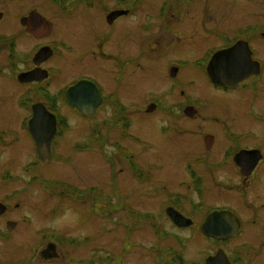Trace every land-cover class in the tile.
<instances>
[{
    "label": "flooded vegetation",
    "instance_id": "af4514ba",
    "mask_svg": "<svg viewBox=\"0 0 264 264\" xmlns=\"http://www.w3.org/2000/svg\"><path fill=\"white\" fill-rule=\"evenodd\" d=\"M157 1L153 8L151 0H0V202L7 206L0 210V241L11 240L20 227L16 210L26 205L34 186L77 202V195L84 194L87 203L97 197L101 209L113 191L118 210L126 208L133 217L146 213L144 222L159 230L177 227L167 213L173 207L194 219L191 226L200 223L199 214L229 209L241 222L236 237L247 228L264 231V0ZM184 42L194 48L191 56L170 53ZM219 52L225 56L209 71ZM149 63L163 66L162 90L127 97L125 85ZM194 74L210 81L218 97L189 95ZM236 98L248 104H230ZM35 110L36 137L30 128ZM238 116L243 126L233 128ZM75 117L91 122L78 127ZM143 127L152 136L144 153L121 139L144 142L136 134ZM114 130L120 137L108 152L107 133ZM194 131L204 151L179 162L170 158L168 165L163 153L171 138H166L180 141ZM37 139L51 142L46 160L38 154ZM93 139H100L96 147ZM94 148L99 165L91 159ZM243 151L254 156L243 160L238 157ZM45 165L67 176L45 174ZM75 168L94 178L79 181ZM220 193L224 203L206 202ZM18 198L23 202L14 204ZM140 200L147 202L146 211L139 210ZM10 221H17L12 231ZM47 229L35 231L38 257L51 242L59 258L65 244L80 249L90 240L55 233L53 227L45 234ZM40 259V264L54 260Z\"/></svg>",
    "mask_w": 264,
    "mask_h": 264
},
{
    "label": "rangeland",
    "instance_id": "374dc122",
    "mask_svg": "<svg viewBox=\"0 0 264 264\" xmlns=\"http://www.w3.org/2000/svg\"><path fill=\"white\" fill-rule=\"evenodd\" d=\"M151 1L155 5L153 8L159 5L158 1ZM197 10L199 9L197 8ZM201 13L204 14V11ZM199 48L198 45L197 49L199 50ZM170 53L189 57L194 53V48H191L188 42H184L178 45L177 49L171 50ZM192 71L196 73L195 70ZM165 76L162 64L152 66V63H149L148 70L138 73L129 82V85H125L124 93L127 97H142L141 94L145 91L159 93L162 90ZM193 76L194 83H189L187 88L189 95L202 94V98H210L211 100L218 97L215 95L217 91L212 90L210 81L202 80L199 75L194 74ZM230 104L243 108L248 103L236 98ZM74 119L75 125L78 127H83L91 122L81 117ZM243 123L244 119L238 116V122H231L230 125L233 128H240ZM144 127L143 129H136L138 132L136 134L141 136L140 138L144 139V142L134 141V137L128 135H124V138L121 137L122 141L129 142L130 147L138 148L140 152L144 153V149L148 148L147 144L149 145L152 138L149 128ZM83 136L81 131L79 137L82 139ZM107 137L109 142L107 151L111 152L115 150L112 141L119 138L120 135L114 130L108 132ZM169 138L171 139L168 144H165L167 152L163 153V156L167 157L168 165H171L170 158L179 162L183 158L194 157L200 150L204 151L201 135L195 131L180 141L174 140L171 136L166 140ZM97 140L100 139H93L92 141L94 147H96ZM143 156L148 157L147 154ZM91 159L99 165L100 156L97 148L91 151ZM114 164V168L119 173L120 165L115 162ZM111 167L108 164V174H110ZM42 168L45 174H52L59 178H65L61 174L67 176V171L59 170L53 165H45ZM75 170H77L75 178L81 182H87L94 178L92 174L96 172V166L92 167V174L77 168ZM112 173L116 172L113 170ZM110 182L111 179L109 178L108 184ZM108 188L110 189L109 185ZM109 193L113 197L107 198L102 209L101 200L97 197L92 198L87 203L83 200L84 194L77 195V202L68 199V197L61 198L55 191H43L39 186H34L26 200L24 198L13 199L14 204L22 203L24 200L26 205H22L21 209L16 210L17 221L18 223L20 221L21 225L11 233V240L0 241V264H40L41 259L36 250L41 246L37 244L35 231L48 226L53 227L55 233L74 234L80 238L85 235L90 237L86 245L80 249L65 244L60 257L54 259L52 264H78L83 259H86L88 264H175V262L180 263L174 256V254L177 255L176 251L180 252L185 264H205L206 256L214 253L220 246H223L229 256L232 257L233 264H264V231L247 228L234 240L219 242L204 235L199 225L188 228L169 226L170 229L167 231L158 233L148 222H144L143 217L131 216L126 208L118 210L119 200L116 194L113 191ZM205 200L210 204H222L225 197L220 193L217 196L210 195ZM139 205L140 211L147 210L146 201L140 200ZM53 207L56 209L55 213H51ZM23 215L31 217L32 223L23 222ZM198 219L201 221L203 215L199 214ZM235 246H239V248L236 249ZM243 251L239 262L237 257Z\"/></svg>",
    "mask_w": 264,
    "mask_h": 264
},
{
    "label": "water",
    "instance_id": "95a60500",
    "mask_svg": "<svg viewBox=\"0 0 264 264\" xmlns=\"http://www.w3.org/2000/svg\"><path fill=\"white\" fill-rule=\"evenodd\" d=\"M80 107L85 111L84 107ZM248 155H251V152ZM1 206L2 205L0 204V207ZM168 213L179 226H187L192 223L191 219L186 218L173 208H170ZM202 230L205 234L213 237L227 238L233 236L239 231V223L237 222L236 216L230 211H214L205 219L202 225ZM41 255L42 257L49 259L54 256L57 257L58 253L55 252V246L53 244H49L42 250ZM206 262L207 264H229L230 260L225 251L220 248L215 255L209 256Z\"/></svg>",
    "mask_w": 264,
    "mask_h": 264
}]
</instances>
